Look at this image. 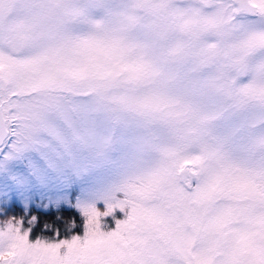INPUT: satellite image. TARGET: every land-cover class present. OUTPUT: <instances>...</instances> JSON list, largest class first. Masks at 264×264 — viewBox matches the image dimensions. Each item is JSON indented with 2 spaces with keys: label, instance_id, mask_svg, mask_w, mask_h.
<instances>
[{
  "label": "snow or ice",
  "instance_id": "obj_1",
  "mask_svg": "<svg viewBox=\"0 0 264 264\" xmlns=\"http://www.w3.org/2000/svg\"><path fill=\"white\" fill-rule=\"evenodd\" d=\"M0 264H264V0H0Z\"/></svg>",
  "mask_w": 264,
  "mask_h": 264
},
{
  "label": "rangeland",
  "instance_id": "obj_2",
  "mask_svg": "<svg viewBox=\"0 0 264 264\" xmlns=\"http://www.w3.org/2000/svg\"><path fill=\"white\" fill-rule=\"evenodd\" d=\"M120 158L118 152H101L96 156L85 174L81 175L75 181L71 196L75 199L78 195L86 202L94 204L96 209L100 212L106 210V203L103 197L116 183V177L120 172ZM119 195V194H118ZM100 206V207H97ZM123 213L119 209H114L113 213L108 216H101V230L110 231L115 227V220L122 219ZM83 229L80 234L82 235ZM71 234L63 236L69 238Z\"/></svg>",
  "mask_w": 264,
  "mask_h": 264
},
{
  "label": "trees",
  "instance_id": "obj_3",
  "mask_svg": "<svg viewBox=\"0 0 264 264\" xmlns=\"http://www.w3.org/2000/svg\"><path fill=\"white\" fill-rule=\"evenodd\" d=\"M100 207V206H97ZM51 215L49 219L53 220L57 226L60 227L61 236H65L67 234H80L83 229L84 218L80 215L79 211L74 207L69 206H61L59 209H50ZM60 215L62 220L56 221L55 216ZM69 220H73L75 222V227L71 229V233L65 231V225ZM44 235L51 236L52 233L46 232Z\"/></svg>",
  "mask_w": 264,
  "mask_h": 264
}]
</instances>
